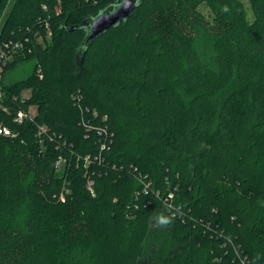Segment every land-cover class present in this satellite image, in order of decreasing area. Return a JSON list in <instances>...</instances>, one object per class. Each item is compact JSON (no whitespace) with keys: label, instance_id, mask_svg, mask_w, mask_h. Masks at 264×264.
Wrapping results in <instances>:
<instances>
[{"label":"trees","instance_id":"16d2710c","mask_svg":"<svg viewBox=\"0 0 264 264\" xmlns=\"http://www.w3.org/2000/svg\"><path fill=\"white\" fill-rule=\"evenodd\" d=\"M12 1L2 38L34 50L0 79V264H264V0L252 23L241 0H139L92 41L122 0Z\"/></svg>","mask_w":264,"mask_h":264},{"label":"built area","instance_id":"2783aa9c","mask_svg":"<svg viewBox=\"0 0 264 264\" xmlns=\"http://www.w3.org/2000/svg\"><path fill=\"white\" fill-rule=\"evenodd\" d=\"M2 24L0 22V79L2 76V73L4 69H6L13 61L16 59V57H22L26 58L28 55L33 53V45L31 42V38L28 36H25L20 39H8L5 40L2 38ZM46 34L43 35L41 32L38 31L35 35V43L39 45H44L45 41H49L52 37V29L50 25L47 23L45 25ZM40 77H42L41 70L39 71ZM3 93L0 89V107L3 108L5 112H8V109L6 107H3L1 100L4 98ZM78 100L79 98L76 97ZM23 102L26 100L24 96L21 97ZM14 101H18V98L15 97ZM36 113L32 111L30 108L28 111L25 110H19L17 111L16 115L14 116V123L16 124H24L28 121L34 120L36 117ZM46 131L44 127L40 128V134H43ZM0 137H10V138H17L18 133L14 131L11 127H9L4 122L0 121ZM92 184L90 183V188ZM63 200L64 197L62 196Z\"/></svg>","mask_w":264,"mask_h":264},{"label":"water","instance_id":"95a60500","mask_svg":"<svg viewBox=\"0 0 264 264\" xmlns=\"http://www.w3.org/2000/svg\"><path fill=\"white\" fill-rule=\"evenodd\" d=\"M138 6L139 0H122L115 10L95 18L89 26L88 41L101 37L109 30L125 22Z\"/></svg>","mask_w":264,"mask_h":264},{"label":"rangeland","instance_id":"374dc122","mask_svg":"<svg viewBox=\"0 0 264 264\" xmlns=\"http://www.w3.org/2000/svg\"><path fill=\"white\" fill-rule=\"evenodd\" d=\"M241 1L245 4L246 10H247V15H248V20L250 23H252L255 20V14H254V11L252 9L250 1L249 0H241ZM11 5L12 4L10 3L8 8L6 9L4 15L0 19V22L2 25H5V23L7 21V18L10 14V11H11V7H12ZM200 11L203 13V15L208 20L212 21L211 11L208 9V7H206V5H202L200 7ZM59 12H60V9L57 8V13H59ZM2 28H3V26H2ZM35 65H36L35 61L23 62L22 64L17 66L15 69H13L12 71L7 73L5 80H4V84L5 85H11V84H14V83L21 81V80H25L28 77L32 76V74L34 72ZM31 92H32L31 90H26L23 92L22 96H24L27 99L31 96V94H32ZM31 109L34 113L37 114V108L36 107H32Z\"/></svg>","mask_w":264,"mask_h":264},{"label":"clouds","instance_id":"9594fccd","mask_svg":"<svg viewBox=\"0 0 264 264\" xmlns=\"http://www.w3.org/2000/svg\"><path fill=\"white\" fill-rule=\"evenodd\" d=\"M158 223H159L160 225H165V224L170 223V220L167 219V218H165V217H160L159 220H158Z\"/></svg>","mask_w":264,"mask_h":264}]
</instances>
